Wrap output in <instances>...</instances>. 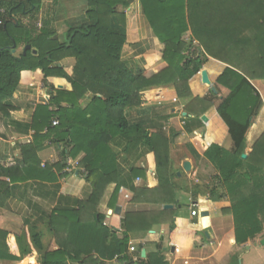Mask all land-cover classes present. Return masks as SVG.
<instances>
[{
	"label": "trees",
	"instance_id": "trees-1",
	"mask_svg": "<svg viewBox=\"0 0 264 264\" xmlns=\"http://www.w3.org/2000/svg\"><path fill=\"white\" fill-rule=\"evenodd\" d=\"M41 1L0 0V118L8 117L14 110L9 100L22 72L38 70L44 79L64 78L72 91L54 90L48 105L36 108L33 143L20 147L22 165H0V207L10 198V184L35 179L55 182L58 178L53 171L65 169L68 158L80 155L83 157L78 166L91 185L89 197L79 202L77 209L57 210L52 215L49 227L58 249L46 253L43 264H66L70 260L110 264L115 259L118 264H167L160 255V243L155 245L154 254L146 253L144 258L140 253L143 246L136 247L137 261L133 263L126 255L130 236L163 224L174 233V219L188 217L195 222L198 217L177 200L179 188L175 182L179 176L172 172L170 139L160 131L150 133L140 124L130 123L125 110L147 103L149 97L145 93L158 88L174 89L180 100L188 99V113L190 107L206 104L203 99L191 97L188 82L202 70L208 57L231 67L217 79V84L229 94L216 107L231 146L226 150L211 144L201 157L190 145L187 148L195 160L205 159L214 168L215 182L209 192L213 201H229V208L222 209V213L230 212L232 216L235 244L242 246L259 235L264 228V133L249 150L246 136L263 107L251 81L264 82V0H139L144 18L163 47L161 58L166 64L165 69L148 77L144 70L133 72L120 59L126 43L124 10L131 0H87L88 23L68 31L63 43L52 30L29 29L21 23V18L37 12ZM187 32L190 36L186 40ZM27 46L30 50L23 52ZM18 48L22 50L12 53ZM65 58L74 59L72 76L66 75L58 64ZM203 71L209 83H203L199 73L193 82L196 91L209 87L211 78L219 73L209 66ZM218 92L215 88L211 97L217 98ZM86 98L83 108L80 103ZM211 106L209 102L207 107ZM202 108H198V115L205 110ZM195 119L201 124L200 118ZM53 120L58 121L57 126L52 127ZM43 130L46 135L41 134ZM47 136L61 145V159L58 165L40 168L36 152ZM202 136L205 146L208 139ZM117 139L124 141L128 151L140 147L141 154H153L158 182L155 189L146 187L143 169L130 166L125 171L121 167L113 149ZM32 168L39 174L33 175ZM135 180H141V184L134 186ZM125 181L131 182L129 191L134 193V203L149 195L146 200L159 209L152 213L128 212L116 231L104 224L105 216L99 214L97 206L106 187L114 183L108 204L114 209ZM192 201H196V196ZM165 205L174 208L163 209ZM0 237L5 238L1 231ZM34 243L40 247L38 236ZM237 263V256H232L229 264Z\"/></svg>",
	"mask_w": 264,
	"mask_h": 264
},
{
	"label": "crops",
	"instance_id": "crops-1",
	"mask_svg": "<svg viewBox=\"0 0 264 264\" xmlns=\"http://www.w3.org/2000/svg\"><path fill=\"white\" fill-rule=\"evenodd\" d=\"M86 12L87 0H42L37 12L31 17L21 18V23L29 29L36 27V29L52 30L58 41L63 43L68 31L88 23ZM124 12L126 14V43L121 51V62L133 72L144 70L147 77L159 73L166 67L161 58L163 47L144 18L139 0H131ZM21 50L22 48H18L15 53ZM58 64L64 69L66 75L72 76L73 58H65ZM206 66L219 72L211 78V83L224 70L222 63L211 58H208L203 68ZM196 78L198 74L189 81V88L201 94L199 96H204L209 88L204 87L199 90L200 92L196 91L193 86ZM262 83L259 80L251 81L252 86L260 94L263 103L262 113H264V85H261ZM54 90L71 92L72 86L64 78L44 79L38 70L21 73L19 85L9 100L14 110L8 117L0 118V165L2 167L22 165L20 147L33 143L32 120L35 110L39 106L48 105L50 93L54 94ZM145 94L149 97L147 103L126 109L125 116L130 123H138L150 133L160 131L170 139L172 167L177 170L178 176H180L179 169L183 170L184 162L190 165V175L185 176L187 180H190L191 176L198 175L200 166L197 163L201 160L193 158L187 145H190L201 157L203 151L208 148L206 144L204 146L201 143L203 139L199 138L203 134L208 139L209 145L217 144L224 147L226 144L225 148H230L227 128L218 117L216 108L203 107L202 109L206 110L202 116L196 112L198 108L191 109L190 107L191 112L188 109V113L186 108L188 103L184 104L179 99V104L182 103V105H174L172 99L177 96L173 89L158 88L149 90ZM87 101L86 98L80 103L83 108L87 105ZM62 106L66 107V104L62 103ZM195 117L200 118L201 124ZM203 117L205 121H202ZM261 126L262 124L260 128ZM257 132L258 129H255L251 138L249 136L252 132L251 130L249 132L246 139L248 150L258 137L259 132ZM45 133L47 131L43 130L41 134L46 135ZM199 133H201L200 136ZM113 149L118 154L120 165L125 171L130 166L143 169L146 187L152 190L158 186L152 153L141 154L143 150L140 147L128 151L122 139L116 140ZM60 152L61 145L52 142L51 136H47L36 152L40 168L44 165H58L61 159ZM82 157L83 155L76 159L68 158L65 169L58 173L54 170L58 178L55 182L35 179L9 185L11 187L10 198L3 207H0V231L5 234V238L0 237V264H43L45 254L58 249L54 234L49 227L52 215L57 210L77 209L78 203L87 200L91 193V185L85 181L83 170L75 165V162L78 163ZM203 163L200 164L202 168L209 169ZM31 171L33 175L39 174V170L32 168ZM195 180L197 181V178ZM5 182L7 183L8 180L5 179ZM140 184L141 180H135L133 183L134 186ZM206 184L208 185L209 182ZM129 186L131 182L125 181V185L120 188L115 206L120 208L119 215H114L115 208L110 209L108 205L116 187L114 183L106 187L97 206L99 214L105 216L104 224L113 227L116 231H119L121 221L128 212L152 213L159 209L158 205L146 200L150 197L149 195L134 203L132 201L134 193L129 191ZM210 187L211 185L207 188L211 189ZM109 189L110 194L107 195ZM206 191L205 194L197 196L195 202L192 201L198 205L197 210L200 215L195 222L188 217L174 219V233L166 224L153 226L147 233L130 236L128 249L129 247L136 249L142 245L140 253L144 250L145 257L146 253L154 254L155 245L160 243L162 247L160 255L167 264H222L226 255V246L224 250L222 244L227 242V248L235 245L233 219L232 216L229 217V214L222 213V209H226L229 203L225 199L213 201L208 189ZM184 197L185 194L182 191L177 193V200L178 198L179 200L184 199ZM182 204L187 207L186 211H188L190 204ZM202 213H206V216L203 217ZM228 220L231 224L226 227ZM200 234H203L205 239ZM35 236L39 237V248L34 243ZM248 245L252 247L253 244L249 242L245 247ZM243 249L244 246L241 247V250ZM126 255L135 263L137 257L134 253L127 251ZM66 264L79 263L70 260ZM110 264H118V260L115 259Z\"/></svg>",
	"mask_w": 264,
	"mask_h": 264
},
{
	"label": "rangeland",
	"instance_id": "rangeland-1",
	"mask_svg": "<svg viewBox=\"0 0 264 264\" xmlns=\"http://www.w3.org/2000/svg\"><path fill=\"white\" fill-rule=\"evenodd\" d=\"M190 36V32H187L185 35H184V38L187 40L188 39V37ZM193 45L196 47V45H197V43L194 41V43H193ZM208 58H210V57H208ZM212 59V58H211ZM212 60H214V59H212ZM215 61H217V60H215ZM219 62V61H218ZM221 63V62H220ZM223 65H224V70L226 69V68H231L230 66H228V65H226V64H224V63H222ZM203 70V69H202ZM201 70V71H202ZM223 70V71H224ZM200 71V72H201ZM217 79L218 78H216L212 83H211V86L212 87H214V89L215 88H217L218 89V94H217V98H213V97H211V95H210V92H212L211 91V86L210 87H207V88H209L208 89V91H207V93L204 95V96H199V95H201V94H197V93H195L192 89L190 90V88H189V90H190V93H191V97L193 98V99H203L204 101H205V103L206 104H200V105H196V106H194V108L196 109V108H201V106L202 107H206V105L208 106V104H209V102H211V104H212V108H216L217 106H218V104L220 103V101L222 100V99H224L228 94H229V90H227V89H225L224 87H222V86H220L219 84H217ZM263 81H261V83H262ZM261 85H264V82L261 84ZM188 86H189V82H188ZM174 90V89H173ZM257 91V90H256ZM174 92H175V90H174ZM193 92L196 94H193ZM258 92V91H257ZM176 93V92H175ZM215 93V92H214ZM262 93V92H261ZM264 93V92H263ZM258 94H259V92H258ZM260 95V94H259ZM176 96H177V94H176ZM261 98V97H260ZM174 99H176V103H174V105H182V103H184V104H186V103H188L189 102V100L188 99H186V100H181V104H179V98L177 97H174ZM179 99V100H178ZM212 100V101H211ZM262 101V100H261ZM196 104V103H195ZM194 104V105H195ZM263 104V103H262ZM193 107V106H192ZM210 107V108H211ZM263 108V107H262ZM262 108L260 109V111H259V113H258V115L256 116V118L254 119V122H253V124H252V126L250 127V129H249V131H248V133H247V136H248V134H249V132H250V130H251V132H252V134H250V136H249V138H251V136L253 135V132H254V130L256 129H258V132H259V134H258V137L256 138V140H258L261 136H262V134L264 133V113H262ZM206 110V109H205ZM208 110V109H207ZM201 110H198V109H196V112L197 113H199ZM203 113H204V111L202 112V116H203ZM204 118V117H203ZM202 118V119H203ZM260 124H262V126H261V128H260ZM256 127V128H255ZM253 128H254V130H253ZM262 131H261V130ZM260 130V131H259ZM257 132V133H258ZM200 134L201 133H199V136H200ZM247 136H246V139H247ZM199 138H201V139H203V136H201V137H199ZM204 140V139H203ZM255 140V141H256ZM254 141V142H255ZM254 142H253V144H254ZM231 143V142H230ZM246 144H247V141H246ZM252 144V145H253ZM192 145V144H191ZM206 145L209 147V144L208 143H206ZM217 145V144H216ZM226 145V144H225ZM225 145H224V149H226V150H228L227 148H225ZM222 147V146H221ZM227 147V146H226ZM208 148H206V150H207ZM205 150V151H206ZM205 151H203V154L205 153ZM201 161L200 162H198L197 163V165L198 166H200V169H199V173H198V175L197 176H195V177H193V176H191V178H189L190 180H187V178L185 177L187 174L188 175H190V172H185V171H183V170H181V169H179V173H180V176L178 177V180L175 182V184L177 185V188H179V190L178 191H182L184 194H185V197H184V199L182 198L181 200H179V198H178V200L179 201H181V203H186V204H190L191 205V203H192V199H193V196H199L200 194H205L207 191V189H208V191L210 190L209 188H207L208 186H210L211 185V187H212V185H213V183L215 182L214 180H213V175L216 173L215 171H214V168L211 166V164L207 161V160H205V159H200ZM205 163V165L209 168V169H207V170H204L203 168H202V165H200L201 163ZM203 163V164H204ZM177 172V170H175V169H173V167H172V172L174 173V172ZM178 174V173H177ZM215 176V175H214ZM197 178V181L195 180ZM207 182H209V184L207 185L206 183ZM210 187V188H211ZM207 188V189H206ZM206 189V190H205ZM179 197V196H178ZM223 199H225L228 203H229V201L226 199V198H223ZM221 200V199H220ZM229 206H230V203H229ZM229 206L226 208V209H228L229 208ZM225 214H229V217L231 216V214H230V212L228 213H225ZM216 224H218V223H216ZM230 224H231V222L228 220V223H227V225H225L226 227H229L230 226ZM223 228V227H222ZM234 234V233H233ZM262 240H264V228H263V230H262V232L261 233H259V235H257L254 239H252V240H249L247 243H245L244 245H242V246H238V245H234V246H232V247H228L227 248V242H225V243H223L222 244V246H223V249L225 250V246H226V255H225V259H223V263L222 264H229V261H230V259L232 258V256H237V261H238V263L237 264H241V263H243V264H246V262L248 263V264H264V246L263 245H261V241ZM251 243V244H253L252 245V247L251 246H249L248 245V247H245V245L246 244H248V243ZM244 246V249L243 250H241V247H243ZM255 248H257V249H259V250H257V249H255Z\"/></svg>",
	"mask_w": 264,
	"mask_h": 264
},
{
	"label": "water",
	"instance_id": "water-1",
	"mask_svg": "<svg viewBox=\"0 0 264 264\" xmlns=\"http://www.w3.org/2000/svg\"><path fill=\"white\" fill-rule=\"evenodd\" d=\"M27 50H30V47H29V46L25 47L24 50H23V52H26ZM12 53H15V50H12ZM34 53H35V51H34ZM200 74L202 75V82H203V83H209V81H208V79H207V76H206V74L204 73L203 70L200 72ZM210 86H211V85H210ZM210 86H209V87H210ZM211 91H212V92H215V89H214V87H212V86H211ZM205 120H206L205 118L202 119V121H205ZM242 157L245 158L246 156L243 155ZM183 170H184L185 172H189V170H190V165H189L188 162H184V163H183ZM173 208H174V207H173L172 205H165V206H163V209H166V210H171V209H173ZM113 213H114V215H119V213H120V208H119V207H115ZM202 216H203V217L206 216V213H202ZM206 236H207V235H206ZM261 245L264 246V240L261 241ZM144 255H145V251H144V250H141V257H144Z\"/></svg>",
	"mask_w": 264,
	"mask_h": 264
},
{
	"label": "built area",
	"instance_id": "built-area-1",
	"mask_svg": "<svg viewBox=\"0 0 264 264\" xmlns=\"http://www.w3.org/2000/svg\"><path fill=\"white\" fill-rule=\"evenodd\" d=\"M3 12V10L2 9H0V13H2ZM0 24H1V22H0ZM172 102L173 103H176L177 101H176V99H172ZM58 125V122H57V120H53L52 121V127H54V126H57ZM70 162V165L72 164L71 163V161H69ZM67 163V162H66ZM75 165L76 166H78V163L77 162H75ZM73 169H71V171H72ZM126 197V196H125ZM197 204H195V203H191V205H190V207H189V210H191V214H192V216H196V217H199L200 215H199V212H198V210H197ZM193 209V210H192ZM128 251L130 252V253H134V252H136V249L134 248V247H129V249H128ZM136 261H137V259H136ZM135 261V262H136Z\"/></svg>",
	"mask_w": 264,
	"mask_h": 264
},
{
	"label": "clouds",
	"instance_id": "clouds-1",
	"mask_svg": "<svg viewBox=\"0 0 264 264\" xmlns=\"http://www.w3.org/2000/svg\"><path fill=\"white\" fill-rule=\"evenodd\" d=\"M199 73H200V72H199ZM199 73H198V74H199Z\"/></svg>",
	"mask_w": 264,
	"mask_h": 264
}]
</instances>
